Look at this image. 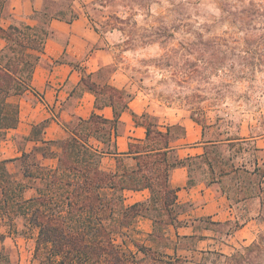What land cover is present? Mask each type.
<instances>
[{
	"label": "crops",
	"instance_id": "obj_1",
	"mask_svg": "<svg viewBox=\"0 0 264 264\" xmlns=\"http://www.w3.org/2000/svg\"><path fill=\"white\" fill-rule=\"evenodd\" d=\"M2 1L1 28L28 26L48 32L27 88L4 102L6 109L17 110L16 127L0 129L3 178L15 193L7 207L37 196L48 174L59 167L62 144L77 136L98 171L124 177L131 185L100 192L108 197L121 192L125 206H138L140 212L128 230L133 241L148 244L154 219L166 223L165 264H213L257 241L261 198L234 194V183L230 190V176H219L211 152L223 147L218 162L227 168H264V133H253V117L240 122L236 135L220 134L221 129L198 123L185 108L134 89L111 48L81 12L89 0H72L76 17L51 18L47 24L42 19L46 5L49 13L64 11L62 0ZM5 46L0 37V55ZM240 144L252 146L245 163L236 152ZM212 172L227 188L211 178ZM164 177L175 193L167 210ZM261 180L264 188V177ZM10 211L9 220L17 218ZM4 218L0 223L7 221ZM2 234L0 251L12 237Z\"/></svg>",
	"mask_w": 264,
	"mask_h": 264
},
{
	"label": "rangeland",
	"instance_id": "obj_2",
	"mask_svg": "<svg viewBox=\"0 0 264 264\" xmlns=\"http://www.w3.org/2000/svg\"><path fill=\"white\" fill-rule=\"evenodd\" d=\"M71 2L62 0L66 6ZM81 12L134 89L185 108L205 127L221 129L220 134L236 135L249 117L257 121L253 133H264V0H89ZM221 149L215 148L219 156ZM252 151L248 144L236 148L244 163ZM211 178L227 188L217 175ZM228 183L231 190L234 182ZM7 208L0 209V218H8ZM14 218L0 223V241L2 233L12 235L2 246L0 264H39L34 258L37 230L23 216ZM262 237L264 221L250 254L241 250L250 264H264Z\"/></svg>",
	"mask_w": 264,
	"mask_h": 264
},
{
	"label": "trees",
	"instance_id": "obj_3",
	"mask_svg": "<svg viewBox=\"0 0 264 264\" xmlns=\"http://www.w3.org/2000/svg\"><path fill=\"white\" fill-rule=\"evenodd\" d=\"M3 4L4 1L0 4V11ZM62 7L64 11L49 13L46 5L42 13L44 24L51 18L76 17L71 6L62 4ZM47 36L48 32L39 28L10 26L4 30L0 27V37L6 41V53L0 59L1 130L16 127L17 110L6 109L5 99L27 88ZM211 152L214 153V166L219 176L229 175L235 183L234 194L242 198L254 195L261 198L260 218L264 217V188L260 185L264 170L227 168L223 161L218 162L220 158L215 148ZM209 168L213 170L211 162ZM36 172L42 175L39 168ZM48 175L36 197L10 207L13 213L23 216L29 227L37 230L34 258L39 264H165L162 249L167 246L163 233L166 223L159 217L154 219L153 231L147 238L148 244L133 241L128 230L140 212L138 206H125L121 192L109 197L100 192L103 188L118 187L123 190L131 185L125 182L124 177L98 171L94 166L93 155L79 137H71L62 144L59 167ZM3 176V166L0 164V185L5 204L4 207L0 205V209L7 208L8 201L14 196ZM252 177L257 182L253 183ZM165 183L166 177L161 185L165 189L167 210L175 202V193ZM154 202L152 196L151 203ZM261 220L263 222L264 218ZM263 238L260 240L263 241ZM256 242L244 248L243 252L249 255ZM224 261L226 264H250L249 257L241 252L225 257Z\"/></svg>",
	"mask_w": 264,
	"mask_h": 264
}]
</instances>
